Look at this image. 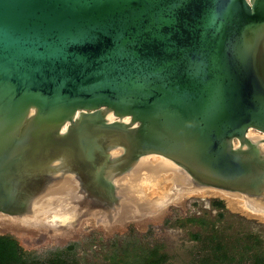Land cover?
<instances>
[{
  "label": "water",
  "instance_id": "95a60500",
  "mask_svg": "<svg viewBox=\"0 0 264 264\" xmlns=\"http://www.w3.org/2000/svg\"><path fill=\"white\" fill-rule=\"evenodd\" d=\"M152 156L264 201V0H0V215L146 217Z\"/></svg>",
  "mask_w": 264,
  "mask_h": 264
},
{
  "label": "rangeland",
  "instance_id": "374dc122",
  "mask_svg": "<svg viewBox=\"0 0 264 264\" xmlns=\"http://www.w3.org/2000/svg\"><path fill=\"white\" fill-rule=\"evenodd\" d=\"M158 170L138 191L150 199L146 217L110 225L92 215L63 229L34 228L0 215V234L16 238L27 252L24 258L42 263L61 257L69 264H116L113 254L158 248L161 264H264V211L248 207L238 193L216 188L174 193L172 171Z\"/></svg>",
  "mask_w": 264,
  "mask_h": 264
},
{
  "label": "trees",
  "instance_id": "16d2710c",
  "mask_svg": "<svg viewBox=\"0 0 264 264\" xmlns=\"http://www.w3.org/2000/svg\"><path fill=\"white\" fill-rule=\"evenodd\" d=\"M74 246L75 244L72 243L66 249H72ZM25 253L27 252L16 238L11 235L0 234V264H69L61 257H54L48 263H42L36 260L29 261L24 258ZM111 258L116 264H119L122 258L123 264H161L164 261V257L159 254L158 248L150 251H138L136 248H133L132 251H126L125 257L113 254Z\"/></svg>",
  "mask_w": 264,
  "mask_h": 264
},
{
  "label": "bare ground",
  "instance_id": "6f19581e",
  "mask_svg": "<svg viewBox=\"0 0 264 264\" xmlns=\"http://www.w3.org/2000/svg\"><path fill=\"white\" fill-rule=\"evenodd\" d=\"M249 136L253 138V137L258 136V135H256V134L251 135V133H250ZM157 159H158V161L157 160L155 161V160H153V157H152V158H146V159L142 160L141 165H140V171L138 170L139 173H138L137 179L136 180L129 179V181H127V179H126L124 181V185L129 189L128 192H134L133 193V195L135 196L134 199L137 203H142L140 201L142 197L139 194L140 192H138L139 189H142V186H143L142 181L144 180V181L148 182L150 180V178L154 176L153 172L159 171L158 169L167 170L166 168H169V166H173V165H171L172 163L170 161H168L167 159H164V157L159 156ZM156 164H158V165H156ZM143 170H147V172L146 173L143 172V174L141 175V172ZM150 175H151V177H150ZM184 180H182L181 177H179V176L176 177L175 174H172V180L171 181H172L174 187L179 186V185L181 186V184L184 183ZM172 191L174 192L175 190H172ZM237 196L242 198L243 201L246 203V205H248V207H252V208L255 207L260 211H264V201L263 200H258V199L250 200V199L246 198V196H244L243 194H239ZM148 201H149V199H148ZM3 218L6 219L9 217L3 216ZM24 223H29V222H24Z\"/></svg>",
  "mask_w": 264,
  "mask_h": 264
}]
</instances>
